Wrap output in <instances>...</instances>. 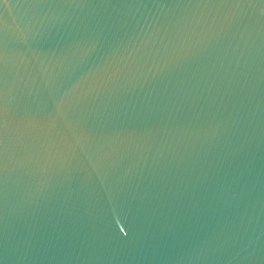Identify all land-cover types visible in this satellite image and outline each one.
Returning a JSON list of instances; mask_svg holds the SVG:
<instances>
[{
    "label": "water",
    "instance_id": "95a60500",
    "mask_svg": "<svg viewBox=\"0 0 264 264\" xmlns=\"http://www.w3.org/2000/svg\"><path fill=\"white\" fill-rule=\"evenodd\" d=\"M0 264H264V0H0Z\"/></svg>",
    "mask_w": 264,
    "mask_h": 264
}]
</instances>
